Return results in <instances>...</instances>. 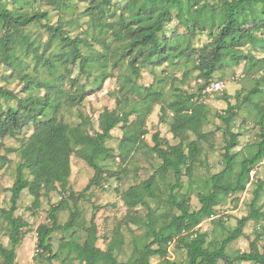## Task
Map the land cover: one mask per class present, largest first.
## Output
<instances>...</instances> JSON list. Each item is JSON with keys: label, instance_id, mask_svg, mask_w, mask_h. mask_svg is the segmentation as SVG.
Listing matches in <instances>:
<instances>
[{"label": "trees", "instance_id": "trees-1", "mask_svg": "<svg viewBox=\"0 0 264 264\" xmlns=\"http://www.w3.org/2000/svg\"><path fill=\"white\" fill-rule=\"evenodd\" d=\"M7 1L15 9L5 6ZM42 1L0 0L1 41L4 47L10 49L14 48L16 40L24 41L28 51L26 57L34 70V74L29 71L21 74L23 96L0 86V141L12 138L20 142L18 148H7L8 152L17 151L20 162L16 167L15 181L8 188L10 207L0 208V224L6 222L9 243L5 246L0 240V264H16V248L23 239L25 232L22 230L28 226V221L14 215L23 190L33 196L34 206L39 205L41 196H49L59 187L65 190L71 173L70 157L73 153L93 169V175L82 191L100 185L106 173L99 158L111 155L106 141L118 125L128 127L131 115L135 114L138 124L132 134L124 136L120 141L121 161L125 160L134 146L142 142V136L146 133L143 124L150 105L160 101V93L153 88V84L143 85L138 82L143 67L161 66L166 62L172 64L175 58H183L192 62L197 72L192 89L181 90L176 87L174 98L161 107L162 115H167L168 111L171 113L169 125L176 138L187 130L201 134L200 127L206 120V106L202 98L224 91L207 93L204 90L214 81L211 80L214 72L227 62L237 65L242 60H248L253 65H261L264 71V0H125L123 4L117 0H91L85 12L91 17L98 30L97 39L103 45V50L92 52L82 51V42L86 43V38L71 37L65 30L63 18L59 17L55 23L48 22L49 14L59 12L64 7L69 8L67 1ZM172 19L176 20L171 28L172 37L177 36V26L183 27L188 34V41L181 46L171 42L168 34V24ZM40 26L47 29L46 45L48 48L56 46L54 51L47 52L46 48L40 51V43L36 37L31 36V29ZM202 35L207 37V41L197 48L193 39L200 40ZM113 43L117 45L113 47ZM247 45L258 52L259 56L241 52V48ZM91 60L100 62L102 68L100 74L95 75L99 88L107 77V67H119L127 72L120 76V89L126 93L125 103L140 98L146 105L139 112L134 106L120 112L117 109H105L99 115V130L92 134L82 124L66 121L62 115L63 108L78 106L85 99L83 94H74L64 88L66 78L71 85L77 82V77L71 78L69 75L70 66L76 67L79 74L90 76L92 68L87 66ZM41 69L48 75L43 81L37 77ZM240 75L234 76L238 79ZM39 88L45 90V94H40ZM257 92L256 88L252 89L244 101H250ZM1 100L5 102L4 107ZM235 109V106L228 104L217 117L228 125ZM161 121H165L163 116ZM260 124L261 136L254 154L239 164L231 152L237 143V136L228 130L224 145V168L213 173L204 184L203 191L198 193L200 207L195 211L189 209L187 197H180L174 191L182 187L183 175L192 174L194 163L200 155L197 142L191 141L185 145V138H182L177 144L164 147L158 134L152 136V150L162 161L159 169L149 178L129 186L121 193L129 211L138 204L146 206L147 212L141 221L146 226L145 238H152L148 243L135 244L133 258L129 262L117 260L116 251L123 243L119 236L114 235L105 250L96 245V226L93 222L83 242H79L76 229L79 225L78 211L70 212L68 221L60 224L58 213L67 207L64 199L52 205L47 220L36 227L38 256L51 263L58 258L59 253L62 263L68 260V264H73L72 258L78 264H149V259L158 256L166 264H176L168 260L167 256L168 245L175 243L185 250L187 264H217L218 261L223 264H264V212L257 206L264 188V179L255 181L248 214L237 219L236 225L227 231L216 247H210L207 233L197 227L203 220L216 217V206L224 198L244 191L252 177L251 170L264 160V122ZM30 125L33 126L30 135L19 138L18 135ZM236 164L239 170L234 174ZM169 171L172 172L174 182L163 187L158 185L156 176L163 179ZM114 174L109 171L108 177ZM163 188L169 189L167 202L175 206L179 213L161 214L163 217L167 215V223L157 225L149 200L160 201L159 193ZM73 195L70 193L69 197ZM251 220L262 221V231L249 242L247 251L229 253L227 247L242 235L244 227ZM69 230V238L61 242L58 252H54L51 243L53 234L57 231L65 234Z\"/></svg>", "mask_w": 264, "mask_h": 264}, {"label": "rangeland", "instance_id": "rangeland-1", "mask_svg": "<svg viewBox=\"0 0 264 264\" xmlns=\"http://www.w3.org/2000/svg\"><path fill=\"white\" fill-rule=\"evenodd\" d=\"M40 1V0H39ZM44 1V0H43ZM42 1V2H43ZM69 8H62L59 12L49 14V23H55L60 17L63 18L66 32L78 39V36L85 37L87 42H82L83 52H92L94 50H103L102 43L97 39L98 30L95 29L91 17L85 12L91 0H66ZM116 0H113V2ZM123 4L125 0H117ZM10 9H15L9 1L4 3ZM42 8L44 6L42 5ZM128 13V12H127ZM129 14H126L128 16ZM176 24V20L168 24L171 36V28ZM31 29V36L37 38L40 43V51L45 48L47 52H52L56 46L47 44V29L40 26ZM177 36L170 37L171 42L177 46H181L188 41V34L181 26L175 29ZM207 41L205 35L201 39L194 38L195 47L203 45ZM86 45V46H84ZM113 43L112 46H116ZM57 51V50H56ZM55 51V52H56ZM241 52L252 53L259 56V53L252 50L247 45L241 48ZM28 51L25 48V42L16 40L13 49L4 47L0 38V86L10 89L13 92L21 94L23 81L21 74L24 71L34 74L33 65L29 58L26 57ZM54 54V53H53ZM26 57V59H25ZM88 68H92L90 76L79 74L74 66H70V77H77L75 85L66 78L64 80V88L74 94H83L85 99L77 106L63 108V117L66 121H74L82 124L92 134L99 130V115L105 110L117 109V111L127 110L130 106H134L137 112L146 107L144 101L140 98L134 99L135 102L129 101L125 103L126 93L120 89V76L124 75V69L119 67H107L105 75L107 76L100 88L99 82L95 81L96 76L102 71L100 62L91 60ZM62 70V68H60ZM261 65H253L248 60H242L239 64L234 65L229 62L222 66L218 71L214 72L211 80H221L224 82L225 89L221 93L209 94L202 98L206 108L204 114L206 120L200 127V133L197 134L191 130H187L181 137L176 138L170 130V116L161 114V107L174 98L175 88L181 90L192 89L197 76L192 62L185 61L183 58H175L174 63H163L161 66H147L141 69V78L138 80L140 84H153V88L160 93V101L150 105L143 127L146 133L142 136V142L138 143L127 154L124 161H121L120 141L124 136H128L134 132L138 121L136 116L129 117L130 124L128 127H122L121 124L111 131V138L106 141V146L111 149V155L100 157L99 163L105 170L106 176L98 186H91L87 191H82L93 175V169L81 159L77 154L73 153L70 157L71 173L68 184L64 189L60 187L52 191L49 196H41L39 205L34 206L33 196L27 190H23L18 199L15 216H20L23 220L28 221V226L22 231L25 232L21 243L16 248V264H68V260H62V256L58 253V258L53 259L51 263L46 262L38 256L36 250V227L41 222L47 220V213L52 205L57 204L62 199L67 202V207L58 213L60 224H64L69 219L72 211H78L77 234L79 242H83L91 222L96 226V245L102 250L107 248V244L114 238V235L122 239L121 247L116 251L117 260L120 262H129L133 258L135 244L141 245L152 240L151 237L145 238L146 226L141 221L145 218L147 209L145 205L138 204L136 207L128 210V206L121 198V193L129 186H134L155 174L161 164L156 153L152 150L154 141L152 136L158 134V139L162 140V146L177 144L182 138H185L183 144L196 141L200 148L198 161H195L192 174L190 176L183 175L181 177L182 187L174 192L180 194V197H187V205L191 211H195L200 207L198 193L203 191L204 184L209 181L213 173L219 172L224 168V145L227 132L230 130L237 136V143L231 149L235 154V161L239 162L245 158L251 157L255 150L256 144L260 140V122H264V77ZM186 74V75H185ZM236 74H242L238 79H232ZM244 74V75H243ZM37 77L43 81L48 77L47 73L42 69ZM101 78V76H100ZM257 89V94L253 95L250 101H244V97L250 93L252 89ZM185 89V90H186ZM36 92V90H34ZM40 94H45V90L39 88ZM226 96L227 98H224ZM146 103V102H145ZM2 107L5 102L1 100ZM147 104V103H146ZM228 104L235 106L234 115L229 124L223 123L217 116L222 113ZM148 106V105H147ZM122 108V109H120ZM161 116L165 121H161ZM33 126H28L18 137H28ZM20 142L17 139L5 138L0 141V208L8 209L10 207V192L8 188L15 181L16 167L20 162L17 151L8 152L7 148H18ZM236 164L233 169L235 174L239 170ZM115 173L114 176L108 177V172ZM250 182L246 184L245 190L239 194L228 196L216 206V217L203 220L197 227L201 231L207 233V241L210 247H216L220 240L231 230L238 218L245 216L249 212V204L253 198V189L256 180L264 179V160L257 163L250 172ZM158 185L162 187L165 184L171 185L174 182L172 172H167L162 179L156 176ZM250 183V184H249ZM107 185V187H104ZM168 190V191H167ZM163 188L159 193L160 201L149 200V205L153 209L156 216V224H166L167 215L161 214H178V209L171 206L167 202V194L169 189ZM73 193V197L69 194ZM257 202L259 209L264 212V188L260 193ZM132 218V222L131 221ZM220 219V220H218ZM6 222L0 224V240L8 246V228ZM262 221H249L243 229L242 235L234 242L229 244L227 251L229 253L238 251H247L249 242L257 238L262 231ZM69 230L62 234L57 231L53 234L51 243L53 251H59V245L63 240L69 238ZM168 260L176 264H187L186 252L183 248L178 247L175 243L168 245ZM71 261V259H69ZM73 260V264H78L77 260ZM149 264H166L163 258L154 256L149 259ZM217 264H223L218 261ZM238 264H253L249 262H241Z\"/></svg>", "mask_w": 264, "mask_h": 264}, {"label": "built area", "instance_id": "built-area-1", "mask_svg": "<svg viewBox=\"0 0 264 264\" xmlns=\"http://www.w3.org/2000/svg\"><path fill=\"white\" fill-rule=\"evenodd\" d=\"M232 79H236V77H232ZM225 89L224 82L221 80H214L210 84H208L205 88V92L210 93L214 91H222Z\"/></svg>", "mask_w": 264, "mask_h": 264}]
</instances>
